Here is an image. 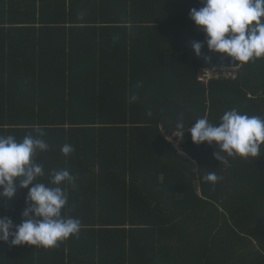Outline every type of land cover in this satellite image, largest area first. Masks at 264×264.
I'll return each mask as SVG.
<instances>
[{"label": "trees", "instance_id": "1", "mask_svg": "<svg viewBox=\"0 0 264 264\" xmlns=\"http://www.w3.org/2000/svg\"><path fill=\"white\" fill-rule=\"evenodd\" d=\"M202 6L0 0V136L43 129L50 147L38 153V180L69 170L62 214L82 225L53 248L0 242V264H264V150L220 162L217 145H197L189 131L233 108L264 117V58L239 64L209 52L189 17ZM218 66L236 76L199 80ZM176 133L181 152L166 138ZM209 171L221 178L214 185ZM27 191L0 198V215L19 224Z\"/></svg>", "mask_w": 264, "mask_h": 264}, {"label": "clouds", "instance_id": "2", "mask_svg": "<svg viewBox=\"0 0 264 264\" xmlns=\"http://www.w3.org/2000/svg\"><path fill=\"white\" fill-rule=\"evenodd\" d=\"M202 7L192 8L189 17L206 35L209 52L226 54L239 64L264 58V0H201ZM197 57L205 56V42L193 41L190 45ZM131 101L138 97L132 95ZM151 116V112H148ZM185 134V125H176ZM17 140L14 136H0V198L13 200L20 189H28L24 200L26 207L22 221L15 224L12 218L0 215V242L10 246L32 245L43 248L57 247L60 242L81 231V221L62 214L68 204L65 185L75 187V177L67 169L55 170L50 182L38 180L45 175L44 165L37 162L38 153L47 152L49 144L43 139L45 132L37 127ZM193 143H215L219 151L214 157L226 163L229 157L255 158L264 150V117L240 112L225 111L218 124L207 117L199 118L190 128ZM61 152L65 157L74 152L64 144ZM213 185L221 178L215 171L203 176Z\"/></svg>", "mask_w": 264, "mask_h": 264}, {"label": "built area", "instance_id": "3", "mask_svg": "<svg viewBox=\"0 0 264 264\" xmlns=\"http://www.w3.org/2000/svg\"><path fill=\"white\" fill-rule=\"evenodd\" d=\"M236 68L232 67L230 69L226 68V67H213V68H203L200 76H199V80L208 83L210 79L212 78H219V77H235L236 76ZM166 138L168 139V141H170V143L173 144L174 148L178 151H182V133H176L175 135H167L166 134Z\"/></svg>", "mask_w": 264, "mask_h": 264}]
</instances>
